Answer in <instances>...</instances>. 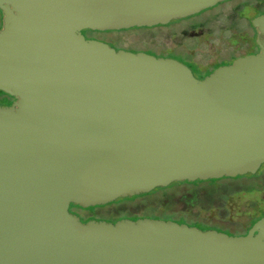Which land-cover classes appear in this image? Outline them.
<instances>
[{
	"label": "water",
	"instance_id": "obj_1",
	"mask_svg": "<svg viewBox=\"0 0 264 264\" xmlns=\"http://www.w3.org/2000/svg\"><path fill=\"white\" fill-rule=\"evenodd\" d=\"M224 0H0V264H264V216L246 234L90 207L264 164L261 50L203 79L173 57L84 29L154 27Z\"/></svg>",
	"mask_w": 264,
	"mask_h": 264
},
{
	"label": "rangeland",
	"instance_id": "obj_2",
	"mask_svg": "<svg viewBox=\"0 0 264 264\" xmlns=\"http://www.w3.org/2000/svg\"><path fill=\"white\" fill-rule=\"evenodd\" d=\"M215 10L214 8L205 9L203 13L197 16L173 22L172 25L105 31L84 29L83 33L87 38L108 42L118 49L124 48L135 52L146 51L160 56L167 55V53H164L167 50L181 48L196 50L203 55L207 50L201 45L200 40L202 39L205 42L209 39V28L207 26L192 27L183 24L198 18H204ZM234 12L232 11L229 15L233 16ZM224 17L223 23L230 20V16L225 15ZM173 56L181 57L182 55L178 53ZM246 180L248 182L243 181L242 185L237 183L227 185L226 183L215 182L200 184L192 188L189 183L182 184L189 188H178L177 185L180 183H173L169 188L157 187L148 193L120 197L107 204L86 208L74 206L73 210L84 222L88 219L116 222L122 218L138 219L149 216L173 219L181 223L199 226L194 222L196 217H210L216 221H224V223H217L219 226L216 224L212 227L226 232L227 230L222 228L225 226L226 221H240L235 229L231 228L232 230L228 232L244 234L252 218L264 215V187H258L260 185L259 181L262 179H260V176L250 175ZM249 180L252 181L249 182ZM174 209L184 214H176ZM204 222L207 224L206 221Z\"/></svg>",
	"mask_w": 264,
	"mask_h": 264
},
{
	"label": "flooded vegetation",
	"instance_id": "obj_3",
	"mask_svg": "<svg viewBox=\"0 0 264 264\" xmlns=\"http://www.w3.org/2000/svg\"><path fill=\"white\" fill-rule=\"evenodd\" d=\"M209 8L211 9L214 8L216 10L204 18H200V19L198 18L190 22H187L186 24H183V25H191L192 27L207 26L209 28V34H210V36L208 35L209 39L206 40L205 42L202 39L200 40L201 45L206 48L205 50H207L205 54L201 55L199 51H196V50H184V49L179 48V49L167 50L166 52H164V53H167V55H160V56H165V57H173L185 63L191 68L194 75L199 79L205 78L207 75L212 73L216 68L222 65H228V64L233 63L239 57H242L248 54H255L261 50V47L259 44L260 35H259L258 28L254 24V19L264 14V0H255V1L253 0H224ZM204 11L205 10L197 14L190 15L185 18L173 20L168 24H162V25L163 26L171 25L173 24L174 21L190 19L191 17L197 16L203 13ZM232 11H235L234 12L235 14L233 16L229 15ZM225 15L230 16L229 18L230 20L226 23H223L225 19L224 17ZM3 24H4V14H3V11L0 10V29L3 27ZM178 53L181 54L182 56L181 57L173 56ZM16 101H18V98L16 96L8 92H5L4 90H0V105L1 106L13 105ZM247 174H254L256 176H260V179L262 180L259 181L260 185H258V187H261V188L264 187V164L260 167V169L256 173H247ZM238 176H235V177H238ZM231 178H234V177H231ZM218 179H221V178H218ZM212 180L214 179L181 181L179 182L180 184H178L177 187L178 188H189V187L182 185L185 183L191 184L190 186L192 188L200 184H212L215 182H219V181H212ZM174 183H177V182H174ZM172 184H170L169 186H171ZM169 186H166V187H169ZM74 206H77V205L72 204L71 210H73ZM222 208H225V207H222ZM257 217L252 218L249 224L252 223V221ZM201 219L203 222H202V225L198 224L199 227L203 229L214 228L212 227L213 225L212 221H214V219H211L210 217L209 218L201 217ZM204 221H206L207 224ZM249 224L247 226H249ZM251 227H249V229ZM227 233L229 232L227 231Z\"/></svg>",
	"mask_w": 264,
	"mask_h": 264
},
{
	"label": "trees",
	"instance_id": "obj_4",
	"mask_svg": "<svg viewBox=\"0 0 264 264\" xmlns=\"http://www.w3.org/2000/svg\"><path fill=\"white\" fill-rule=\"evenodd\" d=\"M174 22H178V21H174ZM172 25V24H171ZM146 28H152V27H146ZM250 175H254V174H247V173H245V174H241V175H239L238 177H234V178H231V177H223V178H221V179H214V180H212V181H219V182H221V183H226L227 185H232V184H234V183H237V184H239V185H242L243 183V181H245V182H248L247 180H246V178L247 177H250ZM256 176V175H255ZM242 177H245V178H242ZM250 181H252V180H249V182ZM177 183H179V182H177ZM170 187V186H169ZM169 187H165V188H169ZM155 190V189H154ZM174 211L176 212V214H184L183 212H178L177 210H175L174 209ZM264 216V215H263ZM262 216H259V217H257V218H255L253 221H252V223H250L249 224V226H247V229H246V232L244 233V234H246L247 232H248V229H249V227H251L252 225H254L253 223L254 222H256L259 218H261ZM194 222L196 223V224H201L202 225V219L201 218H198V217H196V219H194ZM224 223V221H216V220H214V221H212V224L213 225H216L217 223ZM226 224H225V226H223L222 228L223 229H225V230H227V231H231L232 229L231 228H236L238 225H239V222H235V221H226L225 222ZM217 226H219L218 224H217ZM206 227H208V226H206ZM220 227H221V225H220ZM231 233V232H230ZM231 234H234V233H231ZM236 234H238V233H236Z\"/></svg>",
	"mask_w": 264,
	"mask_h": 264
}]
</instances>
